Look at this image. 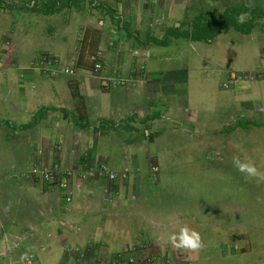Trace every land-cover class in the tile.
Here are the masks:
<instances>
[{"label":"crops","instance_id":"crops-1","mask_svg":"<svg viewBox=\"0 0 264 264\" xmlns=\"http://www.w3.org/2000/svg\"><path fill=\"white\" fill-rule=\"evenodd\" d=\"M53 2L56 3L54 10L48 8ZM251 2L47 0V3L33 8L36 11L33 16H28L31 12L24 11L26 7L22 4H8L3 9L0 6V22L3 16H8L11 23L4 29L12 39V47L22 56L27 54L22 60H31L28 64L18 65L19 58L12 49L16 65L29 67L40 54L47 53L64 61H76L79 66L75 76L48 78L35 72L15 84L4 78L0 80V85L6 83L4 87L18 89L9 100L0 98V108L6 109L8 115L5 119L10 124L6 130H0L1 138L7 137V141L3 139L8 148L4 165H9V177L15 179L13 187L10 184L6 186L11 180L3 179L5 173H0V185L8 189L7 202L0 204V264H12L13 261H18L14 264H26L20 261L19 256L29 252L35 254L32 264H44L47 255L52 253H55L53 263L56 264H70V259L76 261L75 253L86 254L90 260L106 262L125 245L144 243L146 246L147 242L153 243L149 248L151 251L141 249L137 261L162 263L165 249L172 245L169 238L178 228L175 226L178 218L167 205L155 210L151 201L149 207H144L145 199L141 197L149 188L140 173L152 171L155 176L160 169L156 156L147 151V140L156 136L152 126L158 118L147 103L151 102V97L145 99V96L150 89L155 91V95H151L154 100L157 94V99L164 100L163 93L173 94L174 84L184 81L177 79V75L187 79V73L184 69L183 74L177 73L180 63L173 71L154 65L155 71L150 73L151 45L154 40L165 37L168 28L181 26V30H190L196 19L218 16L229 8L235 9L234 6L247 8ZM260 2L264 6V0ZM119 15L125 20V26L122 32L113 33L121 21L115 17ZM35 17L42 22L53 23L51 31L44 29L47 24L40 26L38 41L30 39L29 22ZM173 39L179 38L169 37L167 43ZM111 41L113 47L108 45ZM142 52L145 67L149 69L145 73V81L140 74L126 86L108 90L101 88L98 78L89 73L91 57L96 56L105 61L100 78L112 76L116 70L117 75L127 76ZM161 55L159 57L166 58ZM7 66L8 63L5 71L9 69ZM26 85L29 87L27 91L24 90ZM162 86L167 89L164 91ZM106 95L109 98H105ZM145 111L148 115L144 114ZM26 124L29 126L22 127ZM144 144L148 156L144 160H134ZM84 148L89 154L79 152ZM33 160L57 162L77 171L103 164L111 170L127 172L128 177L113 182L98 174L92 179H74L71 184L72 201L66 204L63 194L55 186L38 180L31 184L22 181L25 166ZM156 166L157 170L154 169ZM116 190L117 195L123 193V196L117 198L114 205L107 203L105 197ZM111 219L128 222L126 229L130 230L131 242L114 243V230L108 225ZM116 243L120 245L116 246ZM165 243L169 246L164 249ZM11 249L17 257L9 259L3 253H12ZM180 251L181 254H172L174 259L184 255ZM74 264H78L77 261Z\"/></svg>","mask_w":264,"mask_h":264},{"label":"rangeland","instance_id":"rangeland-1","mask_svg":"<svg viewBox=\"0 0 264 264\" xmlns=\"http://www.w3.org/2000/svg\"><path fill=\"white\" fill-rule=\"evenodd\" d=\"M251 3L247 7L249 10L261 8L263 13L253 20V27L247 33L229 28L216 34L209 42L196 40L188 43L186 38L179 37L166 44L156 42L151 45L152 57L148 65L153 71L150 70V73L155 71L154 65L173 71L180 63V69L176 71L183 74L184 69L187 79L178 74L177 79L182 78L184 81L174 84L173 94L161 91L165 95L164 100L157 99L158 94L154 100L151 96L155 95L153 90L146 92L145 99L151 97V102L146 101L153 107L152 114L158 118L152 126L156 136L147 140L148 150L145 144L142 145L143 148L133 159L144 160L148 151L156 156L160 169L155 176L152 171L140 173L149 188L141 197L145 199L144 207H149L151 201L155 210L164 205L170 206L168 209L174 210L178 218H175V226L178 227L175 232L187 225L200 232L204 243V247L198 251L165 243L164 249L169 247L165 249L166 255L160 264H264V182L247 179L233 165V158L238 156L241 160L254 162L264 171V6L260 0H252ZM234 8L228 10H232L237 18L245 14L244 22L248 25L246 21L250 20L251 12L244 6ZM236 10H240L239 15ZM24 11L31 12L28 16L36 12L33 8H25ZM8 20V16H3L0 22V80L4 78L15 84L26 75L40 72L34 69L36 59L29 67L18 66L21 63L28 64L31 60H22L27 54L22 56L12 47V39L4 29L8 24L11 25ZM156 23L159 24V21ZM29 24L30 39L38 41L40 26L47 24L44 29L51 31L53 23L47 20L42 22L35 17ZM169 37L172 36L168 35L166 39ZM108 45L112 46V41ZM12 49L19 58L18 65L14 63ZM143 54H138L137 61L139 57L144 60ZM161 54L166 58L159 57ZM7 63L9 69L5 71ZM146 71L149 72V69ZM117 72L110 76V80L100 78L101 75L95 76L101 88H115L112 79ZM234 76L240 78L232 80ZM5 84L0 85V98L9 100L10 95L18 89H8L4 87ZM28 88L26 85L24 90ZM162 88L164 91L167 89L166 86ZM65 92L67 90L61 93ZM105 98H109L108 95ZM139 113L142 114L141 111ZM144 114L148 115V112ZM7 115L6 109L0 108V130L10 126L8 119H5ZM32 119L34 121L33 115ZM1 135L0 132V173H5L3 179L11 180L7 172L10 170L9 165H4L8 152L5 142L7 137L4 139ZM79 152L89 154L87 148ZM22 177V181L27 184L36 181L29 175ZM14 182L15 179L5 185L13 187ZM0 196V204L7 202L8 189L5 186L0 185ZM111 196L114 197L111 202L114 205L123 193L115 196L113 193ZM108 225L114 230V243L132 241L130 230L126 229L128 222L111 219ZM152 245V242H147L142 247L146 250ZM127 247L125 245L117 254L124 253ZM180 250L184 255L174 259L172 254H181ZM157 251L154 249V252ZM73 255H76L77 263L82 264L81 254ZM84 256L90 259L88 255ZM54 257L55 253L47 255L44 264H56L53 263ZM76 261L70 259L69 263L74 264ZM141 263L144 262L138 259L137 264Z\"/></svg>","mask_w":264,"mask_h":264},{"label":"built area","instance_id":"built-area-1","mask_svg":"<svg viewBox=\"0 0 264 264\" xmlns=\"http://www.w3.org/2000/svg\"><path fill=\"white\" fill-rule=\"evenodd\" d=\"M41 1L42 0H29L28 2L23 3L21 0H7L9 4H13V3L23 4L27 8H32L36 6L37 4H39ZM115 17L117 19H121V21L120 22L118 21V24L116 25L115 30H113V33H117V32L120 33L122 32V29H123V17L122 15L115 16ZM104 66L105 64L103 62H100L97 60L96 62L93 63V66L90 70L91 72L90 74H93V75L99 74V72H101ZM34 69L47 76H56L60 73L73 76V75H76V73L78 72L79 66L77 62H73L72 64H69V65L67 64L63 65L61 64L59 59H57L54 56L41 55L34 62ZM144 69H145V66L143 64V61L139 60L137 64H135L131 68L129 77L128 76L123 77L121 75H116L112 79L114 87H123L127 85V83H129L132 79L134 80L136 78V75L139 74L140 71H143ZM238 78L240 77L234 76L231 79L233 80V79H238ZM105 79L110 80L111 78H105ZM75 173L77 176L83 177V178H85L86 176H91V175L96 176V174H98V175H102L109 181H116L120 177L122 178V180H125L127 177V172H124V171L117 172L115 170H111L107 168V166L103 164H99L98 166H95V167H88L87 170H84V171L74 172V170L63 167L62 165L58 163H55L52 165L42 164V166H38L37 164L32 163L29 166L28 175L30 177L39 176L43 181H45L49 185L51 184L56 185L58 188L63 190L65 201L69 202L71 200V195H72L70 184L75 176ZM117 193L118 191L116 190L114 192V196L117 195ZM109 195L111 194L109 193ZM109 195L105 197V201L107 203L112 202L114 198L113 196L109 197ZM11 251L12 253L7 251L3 253V255L5 257H8L9 259L12 257H17L16 254H13L14 249H11ZM136 251H137V248L135 246H132L130 248H125L123 254L112 257L110 260L105 262V264H133L135 262L133 253ZM34 257L35 255L33 253L25 254L24 256L23 255L19 256L20 261L22 262L23 260V262L26 264H32ZM84 257L83 255H81L82 264H103L104 263L102 262V260H98L99 262H97V261H92ZM16 262L13 261L12 263H16ZM2 264H6V263L4 262ZM9 264L11 263L9 262Z\"/></svg>","mask_w":264,"mask_h":264},{"label":"clouds","instance_id":"clouds-1","mask_svg":"<svg viewBox=\"0 0 264 264\" xmlns=\"http://www.w3.org/2000/svg\"><path fill=\"white\" fill-rule=\"evenodd\" d=\"M43 3H47V0H45ZM8 2H7V0H2V2H1V4H0V6L1 7H6V6H8ZM13 4H16V3H13ZM23 5V4H22ZM38 5V4H37ZM36 5V6H37ZM36 6H34V7H36ZM34 7H32V8H34ZM27 8V7H26ZM245 18H246V16H245V14H241L240 16H238V18H237V21L239 22V23H243L244 22V20H245ZM251 18V17H250ZM257 18V17H256ZM255 18V19H256ZM254 19V20H255ZM154 21H158L157 19H155ZM154 21H153V24H154ZM191 41V40H190ZM43 55H51V56H54V57H56L57 59H59V61L61 62V64H63V65H65V64H67V65H69V64H72L73 62H69V61H64L62 58H60L59 56H56V55H53V54H47V53H43ZM41 56V55H40ZM40 56H38L37 58H36V60L40 57ZM94 57V58H93ZM75 60V59H74ZM100 61V62H103L104 64H105V61H103V60H101V59H99L98 57H96V56H92L91 57V62H92V66H93V63L94 62H96V61ZM140 60V57H139V59H138V61ZM137 60H136V64H137V62H138ZM143 61V60H142ZM34 62V61H33ZM32 62V63H33ZM76 62V61H75ZM34 64V63H33ZM77 64H78V62H77ZM143 64H144V66H146L145 65V62L143 61ZM92 66H91V68H92ZM134 66V65H133ZM105 67V66H104ZM104 69V68H103ZM102 69V70H103ZM91 70V69H90ZM90 70H89V73H91L90 72ZM102 70H101V72H102ZM131 70V69H130ZM146 67H145V69L143 70V71H140V73L139 74H137L139 77H140V74H141V79L142 80H146V76H145V73H146ZM101 72H99V74H96V75H91V76H97V75H101ZM116 73V72H115ZM41 74V73H40ZM43 76H46V77H51V78H54V77H58V76H71V75H67V74H63V73H60V74H58V75H56V76H47V75H45V74H42ZM137 75H136V77H137ZM143 75V76H142ZM73 76H75V75H73ZM105 78H110V76H108V77H104V79ZM234 80V79H233ZM128 84V83H127ZM126 86V85H125ZM32 163H35V164H37L38 166H42V164H44V165H52V164H55V163H57V162H53V163H46V162H42V161H38V160H33V161H31V162H29L26 166H25V169H24V175L25 176H27L28 175V172H29V166H30V164H32ZM58 164H60V163H58ZM60 165H62L63 167H66V166H64L63 164H60ZM233 165H234V167L240 172V173H243V174H245V177L247 178V179H252V180H255L257 183H261V182H264V171H261L257 166H256V164L254 163V162H252V161H250V160H241L238 156L237 157H234L233 158ZM66 168H69V167H66ZM86 168H88V167H86ZM108 168V167H107ZM154 168H156L155 170H157V166L156 167H154ZM70 169H72V168H70ZM85 169V168H84ZM72 170H74V169H72ZM81 171H84V170H81ZM74 172H78L77 170H74ZM93 177H95V176H86L85 178H83V177H79V176H77L76 175V173H75V176H74V178H73V180L74 179H81V180H87V179H92ZM34 179H36V180H39L40 182H43V183H45V184H47V185H49L48 183H46L45 181H43L39 176H35V177H33ZM72 180V181H73ZM113 182V181H112ZM71 184H72V182H71ZM70 184V185H71ZM49 186H55L62 194H63V200H64V202L67 204V203H70L72 200H70L69 202H66L65 201V196H64V192H63V190H61L60 188H58L56 185H54V184H51V185H49ZM71 188V191H72V195H73V189H72V186H70ZM72 195H71V199H72ZM169 240H170V243L174 246V247H176V248H181V249H188V250H192V251H198V250H200V249H202L203 247H204V243H203V241H202V237H201V234H200V232L199 231H197L196 229H194V228H191V227H189V226H187V225H185V226H182L177 232H174L171 236H170V238H169ZM145 246V244L144 243H135V244H129L128 245V247L127 248H130V247H132V246H135L136 248H137V251L136 252H134L133 253V255H134V260H135V262L133 263V264H137V254H138V252L141 250V249H143V247L142 246ZM125 250V249H124ZM29 253H33V252H29ZM29 253H27V254H29ZM34 254V253H33ZM121 254H123L122 252H120V253H118V254H116V255H114V256H118V255H121ZM35 255V254H34ZM81 256V255H80ZM114 256H112V257H114ZM111 257V258H112ZM35 258V257H34ZM110 258V259H111ZM110 259H108V260H110ZM107 260V261H108Z\"/></svg>","mask_w":264,"mask_h":264},{"label":"trees","instance_id":"trees-1","mask_svg":"<svg viewBox=\"0 0 264 264\" xmlns=\"http://www.w3.org/2000/svg\"><path fill=\"white\" fill-rule=\"evenodd\" d=\"M1 2L2 0H0V4ZM55 6L56 3L53 2L52 5L51 6L49 5L48 8L54 10ZM240 10H236L238 15L240 14ZM246 10L251 12L250 20L246 21L249 23L248 25H246L245 22L239 23L237 21V17L232 13V10L230 11L225 10L223 13L219 14L218 16L210 15L204 18L196 19L191 24L190 30L187 29L181 30V26L168 28L165 35L166 36L169 35L174 38L182 37L191 41L204 40L209 42L213 39V37L216 34L220 33L221 31L228 30L229 28H234L235 30L247 33L250 30V28L253 27V20L263 12H261V8H257V9L251 8L250 10L247 8ZM124 26H125V20L123 19V28ZM166 36L164 37L163 40L156 39L154 40V42L160 44H166L167 43ZM29 124H26L22 127L29 126ZM116 181H122V178L120 177Z\"/></svg>","mask_w":264,"mask_h":264}]
</instances>
